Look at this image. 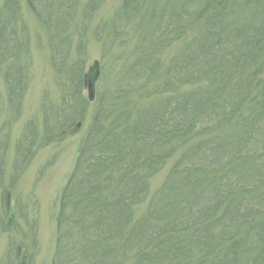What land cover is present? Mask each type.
I'll use <instances>...</instances> for the list:
<instances>
[{
  "label": "trees",
  "instance_id": "1",
  "mask_svg": "<svg viewBox=\"0 0 264 264\" xmlns=\"http://www.w3.org/2000/svg\"><path fill=\"white\" fill-rule=\"evenodd\" d=\"M102 1L0 5L9 104L27 85L23 2L59 90L16 145L14 168L82 124L92 103L58 197L50 264H264V0H122L94 29L102 89L91 102L88 33ZM19 247L13 262L31 264Z\"/></svg>",
  "mask_w": 264,
  "mask_h": 264
},
{
  "label": "rangeland",
  "instance_id": "2",
  "mask_svg": "<svg viewBox=\"0 0 264 264\" xmlns=\"http://www.w3.org/2000/svg\"><path fill=\"white\" fill-rule=\"evenodd\" d=\"M121 2L122 0H103L90 24L85 69L87 84L83 93L91 102L102 83V71L99 75L93 74L96 63L101 65L102 51L101 42L95 38L94 29L97 23L111 17ZM21 15L27 22L30 49L26 62L27 85L20 102L15 98L9 104L1 72L3 65L0 63V264H15L13 260L19 255L15 254L13 248L19 244L20 252H26L31 264H50L55 240L58 197L73 168L80 141L90 122L92 103L89 104L88 115L82 124L78 123L63 137L38 148L22 170L14 168L17 160L16 145L22 135L30 125L40 124L43 102L48 99L57 100L59 95L56 76L50 64L46 36L36 16L24 2ZM171 54L172 50H167L165 58ZM170 164L171 161L152 178V190L162 182ZM4 191H9L5 203L8 213L14 216L18 230L11 227L8 231L4 228L6 224L3 226L1 214L5 208L2 198ZM10 237L13 244L9 252Z\"/></svg>",
  "mask_w": 264,
  "mask_h": 264
}]
</instances>
